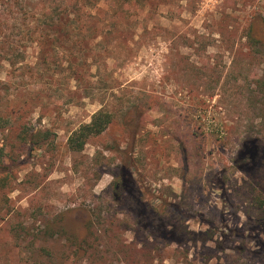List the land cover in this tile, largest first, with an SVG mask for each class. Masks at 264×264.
Masks as SVG:
<instances>
[{
    "label": "rangeland",
    "instance_id": "rangeland-1",
    "mask_svg": "<svg viewBox=\"0 0 264 264\" xmlns=\"http://www.w3.org/2000/svg\"><path fill=\"white\" fill-rule=\"evenodd\" d=\"M73 3L90 27L44 30ZM88 3L0 0V264H264L236 162L249 136L264 151V45L247 35L264 0ZM101 109L107 130L70 149ZM88 217L79 252L64 228Z\"/></svg>",
    "mask_w": 264,
    "mask_h": 264
},
{
    "label": "trees",
    "instance_id": "trees-1",
    "mask_svg": "<svg viewBox=\"0 0 264 264\" xmlns=\"http://www.w3.org/2000/svg\"><path fill=\"white\" fill-rule=\"evenodd\" d=\"M82 1L89 4L85 5L87 8H91L88 0ZM82 12L83 7L78 6V3L67 4L63 7V10L57 16L50 17L47 21H45L47 23L44 27V30L49 33L58 32V36L62 37L63 39H70L71 36H73V34L71 33L77 28L86 30L88 27H90H87V25H89L92 19L87 16H81ZM49 35L50 34H48V36H45L41 41V44L44 47H51L55 42L54 39ZM247 35L250 41L264 45V17L259 15L254 17V19L250 21ZM20 54L18 53L17 55ZM4 55L7 56V53H5ZM44 57L45 56H42L41 58ZM113 118V113L110 111L104 109L97 111L93 114L89 122L82 123L79 127L73 130L67 141L68 147L75 151L83 150L88 139L93 135H99L106 131L110 124L113 122ZM259 142L260 141L258 138H254L252 136L246 138L243 141L240 151L236 157V162L238 163V166L241 170L249 171L248 176L251 179V186L253 188V191L256 192V194L252 196V205L257 208H264V198L262 192L258 191V186L260 187L261 185L257 184L254 181V175L251 173V169L254 172L256 161H260V166L263 168L262 170L264 175V151L262 150ZM7 180V177H0V182H6ZM60 220L69 222L68 217L65 216L64 218H58L54 225L59 226L58 224H60ZM255 221L257 222L256 228H259L257 229L258 234L256 235V242L257 245L264 251V239L261 237V234L264 233V215H257L255 217ZM94 223L95 221L93 220V218L88 217V219H86L85 222L82 223V226H78L77 224V228L76 226L74 228L68 226V229L66 227H63L65 231H69L71 233V236L75 238L77 249L79 250V252L84 250L83 245L85 243V240L87 239V236L93 234Z\"/></svg>",
    "mask_w": 264,
    "mask_h": 264
}]
</instances>
